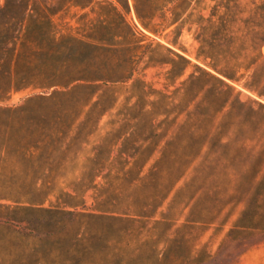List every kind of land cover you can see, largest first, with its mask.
Masks as SVG:
<instances>
[{
	"label": "rangeland",
	"instance_id": "1",
	"mask_svg": "<svg viewBox=\"0 0 264 264\" xmlns=\"http://www.w3.org/2000/svg\"><path fill=\"white\" fill-rule=\"evenodd\" d=\"M24 10V27L8 22ZM51 20L56 40L44 36ZM15 34V49L0 46V264H264V0H0V39ZM131 49L126 82L21 86L20 74L41 83L46 53L79 51L123 71ZM205 54L238 78L218 73L234 86L215 103L229 97L228 113L205 111ZM159 140L141 174L139 163L125 165L122 147L147 156ZM160 150L167 157L154 167ZM143 201L147 223L122 220ZM98 208L115 217H90Z\"/></svg>",
	"mask_w": 264,
	"mask_h": 264
},
{
	"label": "trees",
	"instance_id": "2",
	"mask_svg": "<svg viewBox=\"0 0 264 264\" xmlns=\"http://www.w3.org/2000/svg\"><path fill=\"white\" fill-rule=\"evenodd\" d=\"M115 10H117V12L119 13V16L122 19V13L117 9V7H115ZM13 13H10L9 15V19L8 22L9 23H17L20 24L21 27H24L23 25L25 24V19H26V12L24 10L23 15H20V13H18L17 11H12ZM138 16L140 17V15L138 14ZM124 18V17H123ZM141 18V17H140ZM179 17L174 18L173 22L177 21ZM125 24L127 26L128 32L130 33V35L133 37V45L137 44V45H141V43L139 42V40H137L135 38V30L132 27V25L124 18ZM45 28H47L44 31V36L47 34V36L49 35V37L51 36V38H53V40H56V35L58 34V32L60 30L57 29L56 24L51 20V22H49L47 24V26H43ZM42 28V27H41ZM158 30H155V32H157ZM43 38V37H42ZM19 40V35H13L11 38H7L5 40L0 39V46L3 47H8L7 45L12 44L13 45V49H15V47L17 46V42ZM41 41V39H39ZM73 41H75V43H81V44H87V45H97L101 48H103L104 46L110 45L108 42H103V41H94L91 40L87 37L84 36H73ZM117 42H112L111 44L114 45V47L117 45ZM132 45V44H131ZM143 52V51H142ZM136 57H138V53L136 50L131 49V53L127 56V60L125 61V66L126 68L121 71V70H109V69H102L101 65L103 63H96V62H92L90 61V55L87 53H83V52H79L76 51V54L74 56H70V55H64V54H60L59 52H57V50L55 52L52 53H46L42 56V58L44 59V63L47 66H50L51 68H49V70L47 71H42L43 73V79L41 81V83L39 85H36L33 81H31L30 79L27 78V73L26 75L24 74H20L22 76V81L25 83H22L24 87H28V86H32L33 88L35 87H40L43 91L53 88L56 91H62V92H69V90H73V89H77V88H83V89H89L94 87V85H97L98 83H110V84H114V83H118V82H126L130 79L134 78V72H135V65L137 62ZM210 58V61L207 63L209 64V66L214 70H211L207 67H200L202 70V73L205 77V79H207L208 83H205V86L202 88V94L206 97H208L207 101L210 104V106H208L207 108H205V111H207V113H210V111L215 109V113H228L229 111H231L233 109V102H231V100L229 99V97H227V99H223V102L219 103V105H215V103L220 102L221 100V89L223 87H227L231 90H234V86L229 83L228 81H226L222 76L220 77V75L218 73H221L227 77H229L230 79H237V77H235L234 74L229 73L223 69H221V67H219L215 57H213V55H208L205 54L204 55V59L206 60L207 58ZM74 60L76 64L81 66V69L79 70H74L73 71L64 69L63 67L67 66L69 64V61ZM187 61L190 62L189 59H187ZM253 62H256L255 60ZM9 63H12V58L9 61ZM1 64V63H0ZM11 71V70H10ZM11 73V72H10ZM12 74V73H11ZM10 74V75H11ZM196 73L195 71L190 73V76L188 77V81H192L194 82L196 79ZM25 80V81H24ZM13 81H11L12 83ZM245 86H248L250 89L252 90H257V85H255V83H253L252 81L246 82ZM151 94L150 90L148 92V94ZM264 94V93H263ZM222 101V100H221ZM215 105V106H214ZM219 106V107H218ZM264 107V104H263ZM186 111H189L186 110ZM191 112V110H190ZM214 112V111H213ZM147 140H144L140 142V147L144 146L146 144ZM160 144V140L159 142L155 143V145L151 148V151H149V153H143V150H141V148H137L134 151H129L126 147H122V158H125V165L128 164L129 162H133V163H139L140 165V174L142 173L145 165L150 161V159L152 157H154L155 152L158 151V146ZM143 154V155H142ZM145 154V155H144ZM141 156H143V159L140 161V159L142 158ZM145 156V158H144ZM165 157H167V154L163 151L160 150L159 155L154 158V161L152 162V164L155 166H157L160 161L165 160ZM183 174H180L177 179L173 182V184H171V186L169 188H167V191L163 194V196H161V199L159 200V202L156 205V209L160 208L163 203L165 202V200L167 199V197L169 196L171 190L173 189L174 185L176 184V182L182 177ZM142 176V175H140ZM153 200H158V194L157 193H153L152 195ZM46 200V198H44L43 200H34V199H29L27 201L30 202L31 205H40L42 204L44 201ZM70 204L71 207H73V212H75L76 214H81L83 213V207H81L83 205V203H69V201H64V204ZM149 202L148 201H143V206L141 205V207H139V209H137L138 211H135L134 213H129V214H125L122 215V220L124 221H129L131 223L134 222H141V223H147V219L150 218L151 216H153V214L148 213L147 209L149 206ZM157 211H155L154 213H156ZM90 215V217L92 218H98V219H106V218H113L115 217L112 210L109 209H92L89 211L88 213ZM167 218H165L164 215H161V217L159 218H155L153 220L154 224H159L162 223L164 221H166Z\"/></svg>",
	"mask_w": 264,
	"mask_h": 264
}]
</instances>
